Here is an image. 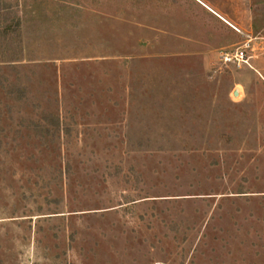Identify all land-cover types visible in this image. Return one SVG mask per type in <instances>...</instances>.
Wrapping results in <instances>:
<instances>
[{
  "label": "rangeland",
  "instance_id": "rangeland-1",
  "mask_svg": "<svg viewBox=\"0 0 264 264\" xmlns=\"http://www.w3.org/2000/svg\"><path fill=\"white\" fill-rule=\"evenodd\" d=\"M5 20L0 264H264V0Z\"/></svg>",
  "mask_w": 264,
  "mask_h": 264
},
{
  "label": "trees",
  "instance_id": "trees-1",
  "mask_svg": "<svg viewBox=\"0 0 264 264\" xmlns=\"http://www.w3.org/2000/svg\"><path fill=\"white\" fill-rule=\"evenodd\" d=\"M7 20H5V22H3V27H1L2 31L4 32H0L1 35H3L4 37H7L8 35L11 34L12 31H15L16 28L18 27V25H14V26H8L7 24ZM19 24V23H18Z\"/></svg>",
  "mask_w": 264,
  "mask_h": 264
},
{
  "label": "water",
  "instance_id": "water-1",
  "mask_svg": "<svg viewBox=\"0 0 264 264\" xmlns=\"http://www.w3.org/2000/svg\"><path fill=\"white\" fill-rule=\"evenodd\" d=\"M238 95H239V93H238V92H236V93H235V96H238Z\"/></svg>",
  "mask_w": 264,
  "mask_h": 264
}]
</instances>
